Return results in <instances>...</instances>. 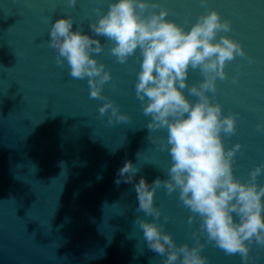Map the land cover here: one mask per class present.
Listing matches in <instances>:
<instances>
[{"label":"water","instance_id":"water-1","mask_svg":"<svg viewBox=\"0 0 264 264\" xmlns=\"http://www.w3.org/2000/svg\"><path fill=\"white\" fill-rule=\"evenodd\" d=\"M111 2L79 0L71 8L67 0H0V264H163L165 257L148 248L134 224L138 216L153 219L136 211L135 184L141 177L149 184L167 179L171 166L168 152L160 150L166 130L149 132L151 117L136 97L139 50L125 64L108 53L110 44L93 54L113 75L103 96L131 117L110 126L111 109L103 118L99 114L106 101L91 98L88 79H73L67 63L57 66L56 50L48 47L56 19L72 16L73 30L91 35L89 24L99 19L93 9L106 13ZM160 2L171 10L167 19L182 25L190 19L189 31L207 10L201 0ZM207 7L232 21L227 35L254 60L230 61L229 78L217 81L215 95L225 115L239 113L238 131L225 136V143L242 145L234 173L247 182L248 173L264 163V131L257 130L264 124V0H208ZM202 79L198 69L190 71V86ZM148 136L160 137V144ZM128 160L140 171L132 183L117 185L118 170ZM258 183L264 186V175ZM155 203L163 211V230L177 245L194 246L200 219L188 224L192 213L179 193L158 189ZM163 216L171 219L165 223ZM201 242L209 264H243L239 254L229 256L207 243L206 235ZM251 256L248 264H264V248L253 244Z\"/></svg>","mask_w":264,"mask_h":264},{"label":"clouds","instance_id":"clouds-1","mask_svg":"<svg viewBox=\"0 0 264 264\" xmlns=\"http://www.w3.org/2000/svg\"><path fill=\"white\" fill-rule=\"evenodd\" d=\"M78 2L67 0L71 8ZM201 6L207 10L189 31L186 25L191 20L186 18L182 25L167 19L171 10L160 0H113L106 13L99 6L93 9L99 19L90 22L91 35L82 28L73 30L76 22L72 16L56 19L48 47L56 50L57 66L67 63L73 79H88L91 98L106 101L99 114L103 118L111 109L107 121L110 126L129 122L131 117L103 96L102 90L113 75L93 54L105 52L106 44H110L108 53L125 64L139 50L140 71L135 88L143 114L151 117L146 128L150 133L167 132L163 144L160 137L147 139L168 152L171 166L167 179L156 178L149 184L141 177L135 184L139 202L136 211L153 219L138 216L134 224L142 230L148 248L165 257L163 264H209L208 257L202 255L206 247L201 242L202 234L207 236V243L229 256L239 254L243 264H248L253 259L252 245L264 248V186L258 183L264 175V163L248 173L247 182L236 178L235 158L242 145L228 148L225 136L238 131L239 113L225 115L215 95L217 81L229 78L226 68L230 61L238 56L249 63L254 60L241 42L227 35L233 30L232 21L222 19L216 9H208V0H201ZM99 37L104 38V43ZM197 69L203 79L190 86V71ZM232 82L237 83L238 77H233ZM257 130L264 131V124H258ZM139 171L140 166L128 160L118 170L115 183H132ZM161 188L169 196L179 193L182 206L192 213L189 225L199 217L200 228L192 233L194 246L177 245L172 234L163 230V211L155 203ZM163 219L167 223L171 217Z\"/></svg>","mask_w":264,"mask_h":264}]
</instances>
